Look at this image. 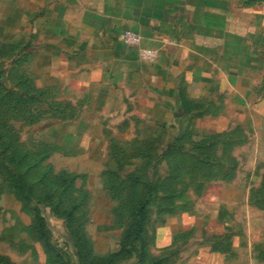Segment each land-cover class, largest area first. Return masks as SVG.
I'll use <instances>...</instances> for the list:
<instances>
[{"label":"rangeland","instance_id":"1","mask_svg":"<svg viewBox=\"0 0 264 264\" xmlns=\"http://www.w3.org/2000/svg\"><path fill=\"white\" fill-rule=\"evenodd\" d=\"M231 2L234 62L255 80L251 116L167 148L163 137H124L130 124L115 121L118 108L89 105L66 60L38 51L40 0H0V258L142 264L125 233L145 200L148 261L264 264V0Z\"/></svg>","mask_w":264,"mask_h":264},{"label":"crops","instance_id":"2","mask_svg":"<svg viewBox=\"0 0 264 264\" xmlns=\"http://www.w3.org/2000/svg\"><path fill=\"white\" fill-rule=\"evenodd\" d=\"M40 1L38 51L66 60L70 84L81 76L76 87L89 105L118 108L115 121L130 124L124 137H163L167 145L227 132L242 111L251 116L247 93L255 80L234 62L229 0ZM126 29L156 52L153 60L123 44Z\"/></svg>","mask_w":264,"mask_h":264},{"label":"trees","instance_id":"3","mask_svg":"<svg viewBox=\"0 0 264 264\" xmlns=\"http://www.w3.org/2000/svg\"><path fill=\"white\" fill-rule=\"evenodd\" d=\"M177 140L181 138H176ZM175 141V140H174ZM174 143V142H173ZM173 143L167 144V148H172ZM177 143V142H176ZM193 151L194 153H191L195 155L196 151L201 150V146H198L197 142H193ZM176 146V145H175ZM11 181L14 184V186L18 189L20 194L26 199L27 201L32 200L33 198V192L32 187L30 184H28L20 172H13L10 175ZM147 201L143 200L138 202L133 211H132V223L130 228L126 231L125 237L130 239L131 242L136 245H139L138 251V260L142 264H157V261L150 262L147 260L145 252H146V241L144 238V222H145V208H146ZM133 246V245H131ZM144 262V263H143ZM0 264H12L9 259L2 257L0 258Z\"/></svg>","mask_w":264,"mask_h":264},{"label":"built area","instance_id":"4","mask_svg":"<svg viewBox=\"0 0 264 264\" xmlns=\"http://www.w3.org/2000/svg\"><path fill=\"white\" fill-rule=\"evenodd\" d=\"M121 40L127 46L137 47V54L140 59L149 61L155 58L156 52L153 49L140 47L141 35L136 31L130 29L124 30Z\"/></svg>","mask_w":264,"mask_h":264}]
</instances>
